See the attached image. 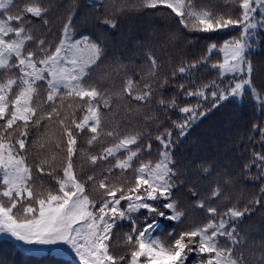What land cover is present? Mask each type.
<instances>
[{
  "label": "snow or ice",
  "instance_id": "obj_1",
  "mask_svg": "<svg viewBox=\"0 0 264 264\" xmlns=\"http://www.w3.org/2000/svg\"><path fill=\"white\" fill-rule=\"evenodd\" d=\"M226 3L227 10L213 11L210 7L198 9L194 0H139L131 6L126 0H109L107 4L93 0L89 6L97 12L91 19L101 28L115 29L116 15L126 7H136L166 9L163 14L188 32L239 33L219 46L209 44L199 60L182 61L170 76L161 77L160 73L171 56L158 64L155 50L144 54L146 72L143 64L138 68L120 64L125 72L123 83L109 94L92 81L93 72L109 59L106 45L102 37L93 39L90 30H75V4L60 33L49 40L45 34H36L31 18L51 29L48 16L57 7L56 0H49L46 7L37 3L21 7L14 0H0V233L29 245H67L79 264H189L193 254L195 264H248L243 251L247 241L238 225L253 208L239 207L235 186L239 175L264 179V154L253 150L251 159L235 171L214 164L189 165L185 171L173 159L174 132L178 138L185 137L198 120L230 98L243 97L247 90L257 110L264 111V98L252 81L249 57L260 43L259 32L264 31V0ZM169 39L175 35L170 34ZM29 44L33 47H27ZM213 54L222 55V60L209 64ZM113 63L119 64L118 58ZM201 66L218 70V77L196 84L191 74ZM178 74L185 83L173 86L185 99L196 98V103L181 107L176 97L161 95L156 102L171 127H165L153 114H144L141 131L125 133L123 121L104 129L102 109L112 111L113 97L127 102V116L136 111L133 103L147 107ZM14 87L18 91L14 92ZM41 88L45 98L34 104ZM73 100L81 103L73 105ZM82 103L86 108L82 117H77ZM172 110L183 116L182 122L171 120L167 113ZM257 130L264 145V129L254 125L253 131ZM81 135L87 136V146L103 143L105 137L115 142L102 147L99 154L89 155L78 149ZM153 140L159 145L158 158L141 159L152 155ZM78 151L92 166V174L78 177L73 163ZM110 161V167L96 171L98 163ZM253 167L258 173L255 176ZM129 172L131 176L126 175ZM34 173L49 177L55 189H45L41 183L37 190ZM89 187L95 195L89 194ZM181 187L186 189L188 208L201 210L205 222L192 221L178 232L173 228L168 239H161V218L183 224L188 215V208H181L174 198V191ZM260 194L264 195V186ZM225 202L231 206L221 211ZM260 202L250 201L253 206ZM122 222L130 226L124 234L128 252L118 256L111 251V238ZM254 264H264V244Z\"/></svg>",
  "mask_w": 264,
  "mask_h": 264
},
{
  "label": "trees",
  "instance_id": "obj_2",
  "mask_svg": "<svg viewBox=\"0 0 264 264\" xmlns=\"http://www.w3.org/2000/svg\"><path fill=\"white\" fill-rule=\"evenodd\" d=\"M109 0H103V4H107ZM119 2V0H118ZM128 5H135L139 0H126ZM18 6H23L26 3H37L42 7H46L49 0H14ZM93 0H56L57 7L50 12L48 18L52 21L51 29L44 28L39 19L31 18L36 34H45L46 38L52 40L58 35L62 28V23L67 21V17L72 11L75 4L74 28L77 32L87 29L94 35L93 39L98 36L102 37L108 52V61L97 68L92 75V81L98 82L102 89H107L109 94L118 91L123 83L125 72L119 67L120 64L125 66L140 65L145 66L147 71L148 62L144 58V54L148 51L155 50L158 58V64L161 60L167 61L168 55L171 56V62L163 63L164 75H171V72L181 66L182 61L199 60L202 55L206 54L207 46L211 43H216L218 46L223 40L237 36V30L224 32H188L181 28L176 20L165 16L163 13L166 9H147L126 7L122 13L116 15L117 26L115 29L108 27H98L92 22V17L96 14L97 8L90 7ZM197 8H212L213 11L227 10L228 4L226 0H194ZM15 11V8L13 9ZM86 17L88 18L86 21ZM111 18V17H109ZM51 32V35H47ZM170 34L175 35V39L170 40ZM260 43L255 46V49L249 52V57L253 63L252 81L254 86L260 91V95L264 96V31L259 32ZM31 48L33 45L29 44ZM162 53H166L162 55ZM119 64L113 63L117 60ZM222 60V55L213 54L209 64ZM18 74V73H13ZM131 75V72L128 73ZM143 74V73H142ZM191 75L195 76V83H208L218 77V70H213L208 66H201ZM133 79H139L138 76H133ZM185 83V79L178 74L175 81H169V85L159 90L155 99L152 100L147 107L133 103L131 107L133 111L129 115H125L126 101H120L113 97L112 111L103 110L104 129L107 130L115 125L118 121H123L121 129L127 134L143 129V115L153 114L159 120L164 121L165 127H171L165 119V111L159 107L156 100L162 95L166 99L176 97L180 106L186 104H195L196 98L185 99L173 84ZM14 92L18 91L14 87ZM248 91L244 94V99L239 101L230 98L224 102L219 108L213 109L205 117L198 120L193 127L188 131V134L183 138H178V133L174 132V137L177 138L176 147L173 153V159L176 165L187 171L189 165H218L227 167L232 170H237L240 166L248 162L253 150L264 154V145L261 144L260 131H253L254 125L259 129H264V112L257 110V103L249 96ZM45 98L43 88L40 95L34 100L35 103H42ZM73 105L81 103L73 100ZM210 107V105H207ZM86 104L81 105V110L76 112L77 117H82L83 109ZM68 111H71L69 109ZM172 121L182 122L183 116L177 110H172L167 113ZM55 130V129H54ZM153 135H156L154 126L152 127ZM87 136L81 135L78 137V149L86 150L87 154H99L102 147H106L114 143L113 138H103V143L96 142L92 146L86 145ZM159 145L152 141V155L149 157L146 154L141 159H151L155 161ZM59 159V157H58ZM98 163L96 171L110 167L111 163ZM74 169L78 177L84 173L92 174L89 168L92 166L87 162L86 158H82L78 154L74 158ZM138 165V161L136 162ZM119 175V172L116 173ZM253 176L257 175L255 167L251 169ZM131 176V173H126ZM35 184L37 190L42 183L44 188L55 189L54 182H50L47 176L36 177L34 173ZM264 186V179L249 180L247 175H239L235 186V197L239 200V207L245 205L253 208L250 215H245L238 227L241 235L246 238L247 244L243 251L248 258V264H254L256 256L260 254V245L264 244V195L260 194V188ZM90 195H95L88 189ZM174 198L181 205V208H188V196L186 189L181 187L174 191ZM260 199L258 206H253L250 201ZM231 206L225 202L221 205V211L226 210V207ZM203 223L205 222L204 214L199 209L188 208V215L183 224H170L161 218L158 234L161 239H168V232L173 228L178 232L189 225L190 222ZM130 226L128 222L120 223L114 230L111 238V251L115 255H126L128 248L124 244V234L129 232ZM224 238H221V244H224ZM230 246V245H227ZM196 256L193 254L189 259V264H195ZM0 264H79V262L64 255L54 253L33 254L24 249L17 242L10 239H0Z\"/></svg>",
  "mask_w": 264,
  "mask_h": 264
},
{
  "label": "rangeland",
  "instance_id": "obj_3",
  "mask_svg": "<svg viewBox=\"0 0 264 264\" xmlns=\"http://www.w3.org/2000/svg\"><path fill=\"white\" fill-rule=\"evenodd\" d=\"M253 49H255V46ZM248 95L251 96V94H248ZM261 97L264 98V96H262V95H261ZM234 99L242 101L244 99V95H243V97L234 98ZM262 112H264V111H262ZM4 238L11 239V240L17 242L23 248H25L27 251H29L33 254H43L46 252L47 253L51 252V253H54L57 255L68 256V257L72 258L73 260L79 262L78 257L75 255V252L72 251L70 249V247L67 245H29V244L24 243L23 241H18L14 237H11L10 234L0 233V239H4Z\"/></svg>",
  "mask_w": 264,
  "mask_h": 264
}]
</instances>
